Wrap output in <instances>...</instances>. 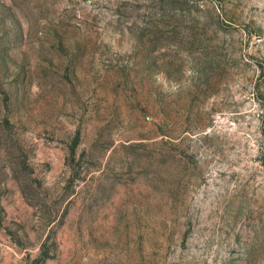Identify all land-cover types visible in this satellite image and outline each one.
Instances as JSON below:
<instances>
[{
	"label": "rangeland",
	"instance_id": "1",
	"mask_svg": "<svg viewBox=\"0 0 264 264\" xmlns=\"http://www.w3.org/2000/svg\"><path fill=\"white\" fill-rule=\"evenodd\" d=\"M0 264H264V0H0Z\"/></svg>",
	"mask_w": 264,
	"mask_h": 264
}]
</instances>
